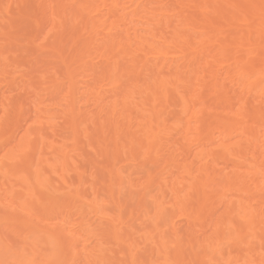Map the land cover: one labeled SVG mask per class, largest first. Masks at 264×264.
I'll return each mask as SVG.
<instances>
[{
    "label": "bare ground",
    "instance_id": "obj_1",
    "mask_svg": "<svg viewBox=\"0 0 264 264\" xmlns=\"http://www.w3.org/2000/svg\"><path fill=\"white\" fill-rule=\"evenodd\" d=\"M0 264H264V0H0Z\"/></svg>",
    "mask_w": 264,
    "mask_h": 264
}]
</instances>
